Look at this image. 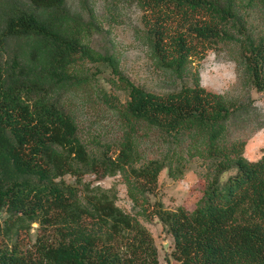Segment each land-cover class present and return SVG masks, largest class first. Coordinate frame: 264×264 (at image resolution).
I'll return each mask as SVG.
<instances>
[{"label": "trees", "instance_id": "1", "mask_svg": "<svg viewBox=\"0 0 264 264\" xmlns=\"http://www.w3.org/2000/svg\"><path fill=\"white\" fill-rule=\"evenodd\" d=\"M130 1L152 68L169 82L158 92L90 47L92 11L0 0V264H158L143 225L152 217L171 237L173 264H264V145L243 156L263 122L251 98L205 89L191 64L227 47L237 83L264 92V0ZM78 89L105 119L90 134L64 104ZM190 168L198 199L167 209L159 172L174 181ZM85 174L118 176L131 212L113 185Z\"/></svg>", "mask_w": 264, "mask_h": 264}, {"label": "rangeland", "instance_id": "2", "mask_svg": "<svg viewBox=\"0 0 264 264\" xmlns=\"http://www.w3.org/2000/svg\"><path fill=\"white\" fill-rule=\"evenodd\" d=\"M71 10L80 11L84 16L88 10L92 11L97 30L88 39L90 47L98 52L111 51L118 60L121 72L133 83L152 91H161L168 87L169 82L157 76L147 56L146 48L140 35L139 10L130 0H66ZM233 51L227 47L219 46L207 50L198 61H193L192 67L196 68L199 84L213 92L227 91L236 97L248 96L252 99L258 120L263 126L250 132L243 148L246 159L258 156L259 148L264 145V92L255 91L237 83L233 62ZM91 72L97 70L94 64H87ZM107 92L117 94L120 100L124 93L108 82L102 81ZM80 89H83L80 88ZM75 90L65 96L64 104L74 114L80 130L90 134L99 129L105 122L104 118L96 119L93 113L97 108L86 100L85 90ZM103 117V116H102ZM250 126L247 130H250ZM224 176V175H223ZM64 180L72 181V177L65 175ZM83 180L91 185L97 184L103 188L113 185L116 189L115 203L124 211L131 212L130 202L125 195L123 184L118 176L95 177L92 174L83 175ZM200 183L192 168L185 171L178 180H171L165 176L164 170L157 176V196L167 209L177 205L191 209L200 195ZM3 213L0 212V220ZM148 229L156 249L158 264H173L169 256L171 237L162 228L159 221L152 217L143 222ZM32 228L35 223L31 224ZM36 230L30 229L26 234H20L21 242L31 244Z\"/></svg>", "mask_w": 264, "mask_h": 264}]
</instances>
